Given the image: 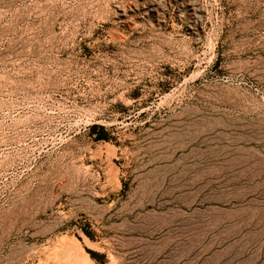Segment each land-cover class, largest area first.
<instances>
[{"label": "rangeland", "instance_id": "rangeland-1", "mask_svg": "<svg viewBox=\"0 0 264 264\" xmlns=\"http://www.w3.org/2000/svg\"><path fill=\"white\" fill-rule=\"evenodd\" d=\"M0 264H264V0H0Z\"/></svg>", "mask_w": 264, "mask_h": 264}, {"label": "trees", "instance_id": "trees-1", "mask_svg": "<svg viewBox=\"0 0 264 264\" xmlns=\"http://www.w3.org/2000/svg\"><path fill=\"white\" fill-rule=\"evenodd\" d=\"M96 127H97L96 124L92 126L93 129H95ZM96 137H97V138H102L101 134H97Z\"/></svg>", "mask_w": 264, "mask_h": 264}]
</instances>
